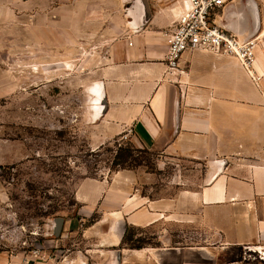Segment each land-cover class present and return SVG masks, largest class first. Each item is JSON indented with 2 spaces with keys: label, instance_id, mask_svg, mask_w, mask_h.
<instances>
[{
  "label": "crops",
  "instance_id": "obj_1",
  "mask_svg": "<svg viewBox=\"0 0 264 264\" xmlns=\"http://www.w3.org/2000/svg\"><path fill=\"white\" fill-rule=\"evenodd\" d=\"M182 11L181 0H0V69L5 53L15 57L16 69L38 66L36 59L23 65L22 51L44 52L45 66L55 51H106L85 125L107 141L131 132L166 160L193 164L191 175L176 170L171 198L139 190L130 171L116 172L110 183L83 180L75 200L84 218L63 219V236L77 234L72 224L80 229L97 213L81 230L97 247L57 252L47 261L0 252V264H264L262 51L255 70L234 58L190 52L172 71L166 34ZM216 22L240 41L263 31L259 5L257 12L245 0L228 4ZM1 141L0 165L22 161L21 145ZM129 229L148 235V243L129 246Z\"/></svg>",
  "mask_w": 264,
  "mask_h": 264
},
{
  "label": "rangeland",
  "instance_id": "obj_2",
  "mask_svg": "<svg viewBox=\"0 0 264 264\" xmlns=\"http://www.w3.org/2000/svg\"><path fill=\"white\" fill-rule=\"evenodd\" d=\"M255 1L263 31L254 38L264 63V0ZM106 54L101 49L55 51L45 66L44 52L33 57L22 51L23 65L25 59H36L38 66L15 69L11 66L15 57L5 53L6 65L0 69V145L1 140L21 145L23 158L0 165L1 254L25 258L34 249L42 248V252L54 257L67 250L95 249L96 238L90 236L85 241L81 230L94 224L97 213L85 218L80 229L79 224L69 225L72 232L76 226L77 234L64 237L68 232L65 223L62 233L56 231L58 219L71 222L84 218L75 200V191L83 180L110 183L116 172L130 171L139 190L152 198H171L176 170L185 168L191 175L193 164L166 160L142 147L131 132L107 141L99 138L101 133L94 127L85 125L84 114L91 104L88 89L97 82L99 59ZM3 70L8 75L5 82ZM260 70L257 69L263 77L264 67ZM14 74L18 77L13 79ZM122 150L126 162L115 167L114 159ZM129 237L131 247L149 241V236L139 230L129 229Z\"/></svg>",
  "mask_w": 264,
  "mask_h": 264
},
{
  "label": "built area",
  "instance_id": "obj_3",
  "mask_svg": "<svg viewBox=\"0 0 264 264\" xmlns=\"http://www.w3.org/2000/svg\"><path fill=\"white\" fill-rule=\"evenodd\" d=\"M183 11L167 32L166 56L170 70L180 66L181 58L190 52H205L238 60L248 71L256 62L257 39L241 42L233 33L217 24L223 9L235 0H181ZM31 256L41 261L51 257L42 248L31 251ZM29 264V263H28Z\"/></svg>",
  "mask_w": 264,
  "mask_h": 264
},
{
  "label": "trees",
  "instance_id": "obj_4",
  "mask_svg": "<svg viewBox=\"0 0 264 264\" xmlns=\"http://www.w3.org/2000/svg\"><path fill=\"white\" fill-rule=\"evenodd\" d=\"M122 152H124V151L122 150L121 152H118L116 157H115V159H114L113 165L115 167H122V164L124 162H126L124 160V154H122ZM125 153H128V152L125 151ZM128 156H130V155L128 154ZM128 235H129V230L127 231L126 236H125V242L127 244H128L129 241H131L130 237L128 238ZM141 247L142 246H132V248H141Z\"/></svg>",
  "mask_w": 264,
  "mask_h": 264
},
{
  "label": "water",
  "instance_id": "obj_5",
  "mask_svg": "<svg viewBox=\"0 0 264 264\" xmlns=\"http://www.w3.org/2000/svg\"><path fill=\"white\" fill-rule=\"evenodd\" d=\"M247 3H251L253 5V7L255 8V10L258 12V5H257V2L255 0H245ZM234 2V1H233ZM232 3V2H231ZM230 4V3H229ZM251 39V38H250ZM241 42H244V41H241ZM94 86V84H93ZM92 87V86H91ZM90 87V88H91ZM90 88L88 89V93L89 95L92 94V92L90 91ZM92 104V102H91ZM57 233L60 234L61 233V229H62V225H63V219H58L57 221Z\"/></svg>",
  "mask_w": 264,
  "mask_h": 264
},
{
  "label": "bare ground",
  "instance_id": "obj_6",
  "mask_svg": "<svg viewBox=\"0 0 264 264\" xmlns=\"http://www.w3.org/2000/svg\"><path fill=\"white\" fill-rule=\"evenodd\" d=\"M263 34H264V32H263ZM94 87V86H93ZM99 99V98H98Z\"/></svg>",
  "mask_w": 264,
  "mask_h": 264
}]
</instances>
